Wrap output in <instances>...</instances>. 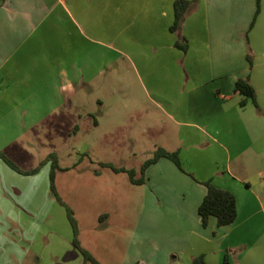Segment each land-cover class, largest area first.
<instances>
[{
	"label": "crops",
	"instance_id": "1",
	"mask_svg": "<svg viewBox=\"0 0 264 264\" xmlns=\"http://www.w3.org/2000/svg\"><path fill=\"white\" fill-rule=\"evenodd\" d=\"M175 1L0 0V152L18 167L30 159L24 137L56 126L78 137L76 153L109 164L112 135L148 134L142 146L177 152L184 172L167 159L145 170L131 241L114 243L120 264H264V0L256 16L257 0H185L195 2L178 35ZM102 8L104 22L121 18L120 47L96 36ZM112 53L131 85L109 79ZM237 79L257 108L240 106ZM115 93L124 98L110 104ZM205 182L233 195L231 225L202 227ZM98 222L105 231L109 216Z\"/></svg>",
	"mask_w": 264,
	"mask_h": 264
},
{
	"label": "rangeland",
	"instance_id": "2",
	"mask_svg": "<svg viewBox=\"0 0 264 264\" xmlns=\"http://www.w3.org/2000/svg\"><path fill=\"white\" fill-rule=\"evenodd\" d=\"M101 11L98 14L97 38L120 47L121 18L114 16L104 22V9ZM112 61L107 72L112 83L122 81L131 85L132 76L125 58L112 53ZM90 97L93 101L104 98L98 93H91ZM123 98L120 93H115L106 100L112 104ZM129 98L130 95L126 100ZM109 139V164L133 170L135 177L139 178L144 161L150 159L154 152L151 148L145 149L141 143L151 137L148 134H114ZM23 142L30 150V159L18 167L22 171L39 169L33 175L23 176L10 170L0 160V264H90L84 263L74 249L65 211L49 190L50 164L45 162L49 154L57 157L61 171L55 172V190L74 212L82 248L92 252L100 264H120V254L115 252L114 243L117 241L124 246L126 241H131L139 218L141 188L131 185L125 174H114L101 167L97 159L102 157L98 152L90 153L92 157L86 151V155L76 153L74 147L78 145V137L67 135L60 127L54 126L47 131L36 128L24 137ZM75 164L78 166L76 169ZM96 172L101 177L94 182L92 174ZM125 206L128 212L123 221L122 209ZM103 214L109 216V223L105 231L97 232L96 226L102 224L98 222V217Z\"/></svg>",
	"mask_w": 264,
	"mask_h": 264
},
{
	"label": "trees",
	"instance_id": "3",
	"mask_svg": "<svg viewBox=\"0 0 264 264\" xmlns=\"http://www.w3.org/2000/svg\"><path fill=\"white\" fill-rule=\"evenodd\" d=\"M195 1H185L177 0L173 3V21L169 27V32L174 34H179L181 24L184 17L192 10V5ZM259 12V0H257V8L255 11V16ZM253 24V21L252 23ZM182 41V43H180ZM176 47L182 51L186 50V44L182 39H178L176 42ZM247 61L251 66V57L247 55ZM234 94L241 95L244 100L240 103L243 107L247 101L252 102V104L257 108L255 103V93L252 86L249 84L247 79H237L234 84ZM160 159H167L171 161L180 171L184 172L177 152H167L162 148H157L153 152L150 159L144 161L141 167V176L139 178L135 177V172L133 170H127L124 168H115L110 164L101 163L100 166L109 169L114 174H125L133 186H141L144 184V172L152 164L156 163ZM0 160L13 172L23 176H29L35 174L39 167L31 171H22L13 162H11L3 153L0 152ZM45 162L50 164L49 171V190L54 197L55 201L64 208L67 222L71 228L72 232V245L75 250H77L83 258L84 263L99 264L87 251L81 248L78 241V227L77 222L74 217L73 211L67 207L63 201L58 197L55 186V172L61 171L57 165V157L54 154H49L46 157ZM203 185L206 188V194L203 197L201 203L198 206L197 214L200 218L202 227H206L208 218L213 217L216 219V224L218 227L228 226L234 223L236 219V203L232 194L222 189L213 186L210 182H205ZM194 264H203L202 257L196 259Z\"/></svg>",
	"mask_w": 264,
	"mask_h": 264
}]
</instances>
